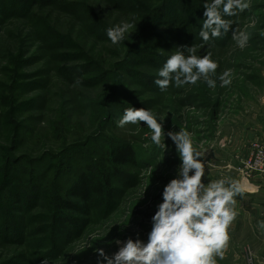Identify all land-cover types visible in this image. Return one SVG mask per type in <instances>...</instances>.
I'll return each instance as SVG.
<instances>
[{
	"label": "rangeland",
	"instance_id": "374dc122",
	"mask_svg": "<svg viewBox=\"0 0 264 264\" xmlns=\"http://www.w3.org/2000/svg\"><path fill=\"white\" fill-rule=\"evenodd\" d=\"M73 1L84 2L98 17L93 28L58 7H34L33 17L28 5L0 2V142H11L15 122L23 125L17 152L58 154L65 164L62 177L75 168L67 163L70 158L100 174L120 144L134 148L135 160L109 176L111 196L95 199L73 235L61 234L55 225L50 195L18 217L7 215L1 225L18 226L11 235L0 232V264H106L98 249L112 256L121 246L116 240L146 243L164 187L178 178L182 163L167 136L170 131L187 130L204 154L205 185L228 177L247 187L244 162L253 143H264V0H246L248 9L224 17L232 22L229 32L208 42L199 32L203 5L211 0H192L201 16L187 31L175 19L163 18L151 36L153 27L142 29L146 22L136 5L124 12L106 0ZM125 22L134 26L132 33L113 44L106 30ZM233 30L249 35L245 48L232 39ZM150 39L157 44H147ZM193 45L198 56L210 53L219 64L211 77L215 88L201 79L182 87L173 82L161 91L154 83L158 70L171 54L181 50L187 55L186 47ZM225 70H231V84L221 87L219 76ZM141 101L143 108L165 117V149L151 142L143 122L118 127L124 112L116 115L113 109L136 108Z\"/></svg>",
	"mask_w": 264,
	"mask_h": 264
},
{
	"label": "clouds",
	"instance_id": "9594fccd",
	"mask_svg": "<svg viewBox=\"0 0 264 264\" xmlns=\"http://www.w3.org/2000/svg\"><path fill=\"white\" fill-rule=\"evenodd\" d=\"M203 7L205 19L199 35L208 42L229 32L232 22L225 16H236L250 4L246 0H211ZM133 27L125 22L108 28L106 33L111 42L117 44L125 40L126 34L129 38ZM249 38L245 31H232V39L241 49L247 46ZM186 50L187 55L181 50L171 54L158 70L159 78L154 83L161 91L173 82L176 87H182L195 85L201 79L210 88H215L216 81L211 77L216 74L219 64L210 53L198 56L195 45L186 47ZM231 75V70H225L219 76L221 87L231 84ZM75 83L80 84L81 79L77 78ZM164 119L149 109L129 107L117 124L123 128L143 122L151 132V142L165 149V132L161 123ZM167 136L174 142L182 161L178 178L164 187L163 202L152 217L147 242L131 238L125 242L116 240L115 243L121 246L112 256L98 249L106 264H216V257H225L231 240L229 229L238 216L236 197L244 195L243 188L238 181L228 177L205 185V164L201 159L204 154L195 147L191 134L181 128L179 132H168ZM258 223L264 229V220Z\"/></svg>",
	"mask_w": 264,
	"mask_h": 264
},
{
	"label": "trees",
	"instance_id": "16d2710c",
	"mask_svg": "<svg viewBox=\"0 0 264 264\" xmlns=\"http://www.w3.org/2000/svg\"><path fill=\"white\" fill-rule=\"evenodd\" d=\"M106 1L112 7L124 12L132 11V7L136 5L137 13L146 22L142 29L145 31L149 26L153 27L149 30L150 36L153 34L152 30L156 29L159 19H175L174 23L180 24L187 31L188 27L191 28V25H194L201 16L200 8L196 7L192 0ZM0 2L3 3V0H0ZM16 2L25 6L28 5L29 9L33 10L30 14L33 17L36 14L34 7L43 10L52 6L58 7L62 11L72 12L76 18L83 22H91L88 25L91 28L94 26L92 23L98 21V17L94 13L92 14V11L87 5H84V2L77 3L73 0H16ZM174 4L179 10L173 7ZM178 12L179 14H177ZM157 35L163 36L164 34ZM168 35L170 38L172 37V34ZM147 44L157 43H153L150 39ZM137 105L136 108H143L145 102L141 101ZM127 106L121 105L120 111H117L119 108L115 107L113 109L114 114L118 115L124 112ZM15 124L17 126L15 132L17 133H14L11 142L9 144L0 142V232H9V235L15 232L18 225L15 227L6 226L5 228V225H1L5 222L4 218L7 215L18 217L17 214L25 213V209L30 210L31 207L40 206L49 195L56 209V212H54L55 225L57 224L61 234L73 235L75 230L83 226L81 225V219L87 214L88 208L91 207L95 199L111 196L113 187L110 185L109 178L112 174L123 171L131 161L135 160L136 152L134 148L131 145L120 144L111 150V156L106 157L108 166L102 169L101 165L100 174L96 168H85L79 163H73L74 159L70 158L71 162L67 163L71 167L75 166V168L71 169L67 176L62 177L64 176H61V174L65 164L58 161V154L45 151L37 156H32L24 152H17L18 144L21 142V135L18 132L23 128V125L19 124L18 126L16 122ZM18 128H20L19 131ZM47 158H50V160H47ZM34 164L41 166L35 167ZM114 169L117 170L113 171ZM104 178L106 181L103 180ZM55 184L57 188L53 187Z\"/></svg>",
	"mask_w": 264,
	"mask_h": 264
},
{
	"label": "crops",
	"instance_id": "0c3cea01",
	"mask_svg": "<svg viewBox=\"0 0 264 264\" xmlns=\"http://www.w3.org/2000/svg\"><path fill=\"white\" fill-rule=\"evenodd\" d=\"M243 186V185H242ZM236 197L238 216L231 225V240L225 257H216V264H264V171L255 174Z\"/></svg>",
	"mask_w": 264,
	"mask_h": 264
},
{
	"label": "built area",
	"instance_id": "2783aa9c",
	"mask_svg": "<svg viewBox=\"0 0 264 264\" xmlns=\"http://www.w3.org/2000/svg\"><path fill=\"white\" fill-rule=\"evenodd\" d=\"M264 171V143L255 142L252 144V153L244 162L241 170L245 179H250L255 174Z\"/></svg>",
	"mask_w": 264,
	"mask_h": 264
}]
</instances>
